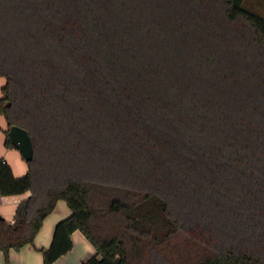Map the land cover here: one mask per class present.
<instances>
[{"label":"trees","instance_id":"1","mask_svg":"<svg viewBox=\"0 0 264 264\" xmlns=\"http://www.w3.org/2000/svg\"><path fill=\"white\" fill-rule=\"evenodd\" d=\"M0 75L6 261L63 198L44 264H264V0H0Z\"/></svg>","mask_w":264,"mask_h":264},{"label":"crops","instance_id":"2","mask_svg":"<svg viewBox=\"0 0 264 264\" xmlns=\"http://www.w3.org/2000/svg\"><path fill=\"white\" fill-rule=\"evenodd\" d=\"M5 81L6 77L0 75V96L2 94L1 87ZM2 126H5V129L8 127L4 114H0V127ZM5 136L6 134L0 131V157L7 159L16 175H22L28 170V162L22 160L18 150L4 146ZM30 194V189L22 193H0V212L2 215L13 221L18 203ZM71 211V207L65 199H58L56 207L44 218L43 224L32 243H26L20 248H11L9 261H6L3 250L0 248V264H44L41 248L51 243L55 223L69 215ZM71 235L72 248L58 256L51 264H80L83 259L95 253L94 245L79 228H75Z\"/></svg>","mask_w":264,"mask_h":264},{"label":"water","instance_id":"3","mask_svg":"<svg viewBox=\"0 0 264 264\" xmlns=\"http://www.w3.org/2000/svg\"><path fill=\"white\" fill-rule=\"evenodd\" d=\"M11 141L21 150L26 159L33 156V143L28 129L22 125L13 123L9 126L8 130ZM2 213L0 212V216ZM117 258H115V262Z\"/></svg>","mask_w":264,"mask_h":264},{"label":"rangeland","instance_id":"4","mask_svg":"<svg viewBox=\"0 0 264 264\" xmlns=\"http://www.w3.org/2000/svg\"><path fill=\"white\" fill-rule=\"evenodd\" d=\"M2 117H3V115H1ZM5 126H2V127H0V131L3 133V134H5V128H4ZM4 144V146H6V147H9V148H13V149H16V150H18V152L20 153V157L22 158V160H24L26 163H27V159L23 156V154H22V152H21V150L15 145V146H8V145H6L5 143H3Z\"/></svg>","mask_w":264,"mask_h":264}]
</instances>
